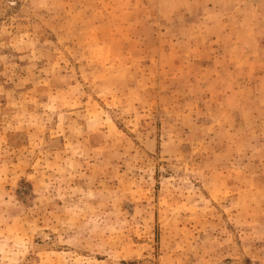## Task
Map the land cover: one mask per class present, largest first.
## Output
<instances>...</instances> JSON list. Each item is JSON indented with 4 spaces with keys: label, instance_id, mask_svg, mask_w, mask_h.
I'll use <instances>...</instances> for the list:
<instances>
[{
    "label": "rangeland",
    "instance_id": "374dc122",
    "mask_svg": "<svg viewBox=\"0 0 264 264\" xmlns=\"http://www.w3.org/2000/svg\"><path fill=\"white\" fill-rule=\"evenodd\" d=\"M0 264H264V0H0Z\"/></svg>",
    "mask_w": 264,
    "mask_h": 264
}]
</instances>
